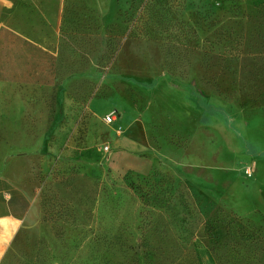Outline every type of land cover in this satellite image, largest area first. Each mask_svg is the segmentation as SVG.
<instances>
[{"label":"rangeland","instance_id":"374dc122","mask_svg":"<svg viewBox=\"0 0 264 264\" xmlns=\"http://www.w3.org/2000/svg\"><path fill=\"white\" fill-rule=\"evenodd\" d=\"M6 50L4 264H264V0H63Z\"/></svg>","mask_w":264,"mask_h":264},{"label":"crops","instance_id":"0c3cea01","mask_svg":"<svg viewBox=\"0 0 264 264\" xmlns=\"http://www.w3.org/2000/svg\"><path fill=\"white\" fill-rule=\"evenodd\" d=\"M63 0H0V90L16 85L4 77L8 44L18 39L40 51L53 54L59 39V18ZM13 64V61H12ZM31 199L0 172V264H4L24 219Z\"/></svg>","mask_w":264,"mask_h":264},{"label":"trees","instance_id":"16d2710c","mask_svg":"<svg viewBox=\"0 0 264 264\" xmlns=\"http://www.w3.org/2000/svg\"><path fill=\"white\" fill-rule=\"evenodd\" d=\"M14 42H16V43H18V42H21V43H23V44H27V43H25V42H23V41H21V40H15ZM27 45H30V44H27ZM30 46H32V45H30ZM32 47H34V46H32ZM35 48V47H34ZM36 50H39V49H37V48H35ZM40 51V50H39Z\"/></svg>","mask_w":264,"mask_h":264},{"label":"built area","instance_id":"2783aa9c","mask_svg":"<svg viewBox=\"0 0 264 264\" xmlns=\"http://www.w3.org/2000/svg\"><path fill=\"white\" fill-rule=\"evenodd\" d=\"M110 119V118H109Z\"/></svg>","mask_w":264,"mask_h":264}]
</instances>
